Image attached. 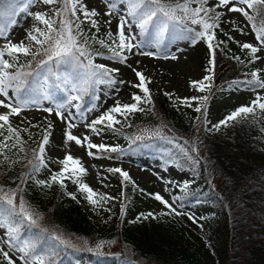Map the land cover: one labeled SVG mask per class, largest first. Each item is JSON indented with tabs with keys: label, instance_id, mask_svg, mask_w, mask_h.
I'll return each mask as SVG.
<instances>
[{
	"label": "trees",
	"instance_id": "16d2710c",
	"mask_svg": "<svg viewBox=\"0 0 264 264\" xmlns=\"http://www.w3.org/2000/svg\"><path fill=\"white\" fill-rule=\"evenodd\" d=\"M14 2L23 5L27 0ZM116 2L119 5L124 0ZM213 2L209 0L210 4ZM81 27L88 36L107 40L106 33L102 29L97 32L89 22ZM220 29H216L214 47L219 41L225 43L216 49L215 76L211 93H207L210 96L207 106L211 98L223 89L248 86L243 81L251 79L250 73L257 66L247 62V50H242L239 44L224 35L227 31L222 22ZM141 37L144 43L153 39L151 33L141 34ZM179 41L186 40L175 39L169 33L160 46H173ZM89 47L93 52L103 53L95 57L96 63L101 57L110 59V52L99 43L89 40ZM234 55L245 62L232 59ZM44 58L39 56L37 60ZM30 59L21 56L19 63L25 64ZM35 64L33 61L31 68H35ZM31 68L25 70L31 71ZM59 71L63 79L65 69L60 68ZM233 81L241 83L233 84ZM115 85H95L81 101L72 103H80L85 117H88V109L103 105L105 92ZM68 94L67 91L58 92L57 99ZM70 94L77 95L76 92ZM151 97L150 104H141L144 111L135 112L124 123L115 125L114 129L105 128L100 133L102 136L109 133L118 136V143L106 145L118 147L119 151H100L98 155L114 159L144 155L157 159L162 165L173 164L179 171H190L200 179V183L187 184L186 189L185 182L178 185L177 197L183 207L176 211L181 214L172 213L166 206L163 215L154 210H144L142 203L150 200L152 196L148 194L151 192L135 180V188L127 181L122 184L120 175L112 173L123 192L124 210H120L118 217L96 224L88 213L85 200L75 193L76 198L73 199L66 184L61 187L59 183H53L46 187L35 183L36 179L48 180L39 177L44 167L33 173L28 165V160L33 159L32 150H38L42 137L34 142L21 133L26 142L23 152L4 149V154L11 158L16 156L19 162L8 170L0 164V187L17 189L18 196L22 195L38 214L39 227L32 226L26 235H41V246L49 254L50 264H264V113L257 109L254 114L238 117L217 130L209 125L207 110L206 114L203 111L196 113L193 108L158 91H151ZM74 111L76 113L77 110L74 108ZM198 116L201 119L198 120ZM97 127L104 128L103 125ZM144 130L159 132L160 136L149 138ZM3 131L7 135L6 129ZM137 135L145 138L133 142ZM177 144L182 145L193 159H188L176 147ZM33 176L35 179L30 178ZM186 206L202 208L201 220L194 219L189 211L183 209ZM149 212L154 217L137 220L142 213ZM42 229L47 231L42 232ZM54 236H60L66 243L55 240ZM101 242L102 246L97 248ZM109 247L110 250H104ZM220 256H223L224 263L218 261Z\"/></svg>",
	"mask_w": 264,
	"mask_h": 264
},
{
	"label": "snow or ice",
	"instance_id": "6c2138e0",
	"mask_svg": "<svg viewBox=\"0 0 264 264\" xmlns=\"http://www.w3.org/2000/svg\"><path fill=\"white\" fill-rule=\"evenodd\" d=\"M35 2L36 0H27L23 5H18L14 0H0V36L10 37L11 29L17 24L16 17L19 13H26L33 21L31 27L26 30L25 39L13 42L8 38L6 43L0 47V97H2L0 98V107L5 109L0 112V137H3L0 140V155L4 154V149L24 151L26 142L21 136V131L28 132L29 129L14 127L10 118L21 115L25 109L33 105L39 106L45 100L50 101L53 106L43 108V111L54 115L66 126L63 132L66 152L63 158L55 161L60 165L59 170L52 172L48 180L36 179L35 183L46 187H51L53 183H59L61 187H64L65 180H71L72 183L78 185V191L86 193L85 199L94 206L101 202H107L109 199H115V197L98 193L83 181L82 177L87 175L88 170L81 158L74 157L70 151H67V142H74L85 148L86 154L94 158H99L98 152L100 151L117 152L119 149L104 143H93L91 135L88 133L82 136L73 134L72 129L77 127V124L74 123L77 114L81 121L87 118L81 104L72 102L81 101L83 95L87 94L95 85H115L118 81L114 74L119 73L120 69L96 63L95 57L102 56L103 53L90 50L89 40L106 48L111 54L110 59L122 63H126L128 60L124 54L126 50L136 55L137 53L133 52V49L140 47L133 43V40L136 39V36L132 34L134 28L139 29V33L142 35L151 33L154 36V46L157 48L169 33L175 39L188 41L192 47L198 43L206 42L209 54L204 69L206 74L200 79L191 80L190 85L197 92L211 93L216 68V49L220 44L225 43L219 41L214 47L216 29H220L222 17H225L227 13H239L247 22L245 27L235 25V21L225 20V22L232 23L234 30L242 35L254 34V42L236 41V43L242 50H247L249 64L259 62L260 65H264V0H214L212 4L209 3V0H124L119 5L116 0H102L106 9L103 13L96 7L89 8L85 0H40L43 5H56V7L50 11H30V5ZM218 9H223V11ZM114 13L117 14L116 33L113 34L109 27V31L106 33L107 40L98 39L95 35L88 36L83 32L81 26L86 21L90 23L91 28L99 32L100 21L94 18L101 14L111 17ZM105 23L110 26L112 21L105 20ZM246 28L250 31H246ZM220 30L223 31V29ZM224 35L228 36L229 40L235 39L227 32H224ZM139 55L156 57L157 52L141 51ZM6 56L10 59L5 58ZM21 56L31 57V59L25 64H21L19 63ZM39 56L45 58L37 60ZM163 58L176 60L179 57L172 54L170 57L165 55ZM231 58L239 63L245 62L240 56L234 55ZM33 61H36L35 68H31ZM26 68H31V71H26ZM60 68L65 69L63 79L59 71ZM132 71L138 78L132 86L140 90L143 95L132 93L131 102L128 103L115 100L111 107L84 123L86 129L100 135L105 128L114 129L115 125L121 123L118 116L123 117L126 121L129 115L144 111V108L141 107L142 103H151V91L148 87L151 78L136 68H132ZM250 75L251 79L243 81V83L251 86L252 89H264V67H257L251 71ZM119 83L125 82L120 80ZM232 83L241 82L233 81ZM66 91L69 94L58 100L57 93ZM71 92H76L77 95H71ZM165 95L172 99L171 93L166 92ZM209 98V95H193L175 99L187 107H194L196 113L203 111L206 114ZM193 101L198 103L194 106ZM70 104L77 110L76 113L69 110ZM93 109H88V111ZM257 109L264 113V95L259 92L250 103L237 107L225 119L213 125V128L218 130L221 125L226 126L229 121L254 114ZM197 119L199 120L201 117L198 116ZM45 120L46 127L43 129L38 150L33 149V159L28 160V165L31 166L33 173L39 172L42 167H48L46 160H51V157H46V146L50 144V137L53 135V121L47 117ZM205 123H207L206 120ZM98 125H103L104 128H98ZM5 129L7 135L3 131ZM144 132L149 138L160 136L159 132L148 133V130H144ZM144 138V135H137L133 142ZM9 141L13 142L9 144ZM176 147L180 148L188 159H193L182 145L177 144ZM94 149L97 151L94 152ZM4 160H9V157L5 155ZM16 162L19 161H13V163ZM193 162L198 163L195 160ZM107 171L113 174L118 173L122 178V184L127 181L133 185V188L136 187L135 181L128 171L119 167H109ZM24 175L28 176L27 173ZM30 178L35 179L34 176ZM184 188H187V182H185ZM68 194L73 199L76 198L74 193ZM148 195L165 205L172 213L181 214L160 193H149ZM95 197H99V199H95ZM172 199L180 198L173 196ZM123 210L124 206L122 205L121 211L123 212ZM163 214L160 213V215ZM141 217L147 219L154 217V214L151 212L142 213L137 217V220ZM189 218L193 219L191 216ZM32 226L39 227L38 214L34 213L22 195L18 196L17 189L5 190L0 187V229L5 230L4 237H6V239L0 238V258H2L0 264H17V260L6 248L21 253L19 259L23 261V264H50L49 254L41 246V235L39 233H34L31 237L26 235ZM41 231L46 232L47 229ZM53 238L66 243L61 240L60 236ZM102 243L98 244L97 248L101 247Z\"/></svg>",
	"mask_w": 264,
	"mask_h": 264
},
{
	"label": "rangeland",
	"instance_id": "374dc122",
	"mask_svg": "<svg viewBox=\"0 0 264 264\" xmlns=\"http://www.w3.org/2000/svg\"><path fill=\"white\" fill-rule=\"evenodd\" d=\"M89 8L96 7L101 13L105 11L102 0H85ZM122 4V3H120ZM54 9V5H43L40 0L30 5V11H50ZM223 11V9H219ZM100 21V29L104 33L110 30L113 34L116 33L117 26V14H113L111 17L104 16L101 14L95 17ZM111 20L112 23L109 26L105 23V20ZM17 24L11 29L10 37L0 36V47H2L8 38L13 42H19L26 37V30L29 29L33 23L32 18L26 13H19L16 17ZM225 20L235 21V25L239 27H245L247 22L244 17L239 13H227L225 17H222L221 22L223 23V28L232 34L236 41L243 42H254V34L242 35L241 33L234 30V25L232 23H226ZM43 27V25H41ZM246 31H250L246 28ZM133 35L136 39L133 43L140 45V47L133 49V52L137 53L133 55L132 53L125 51V55L128 57L126 63H120L116 60H111L108 57H101L97 59L98 64H105L109 67L119 68V73L115 75L118 78V83L115 87L105 92V100L103 105L98 108L93 109L89 112L87 119L81 121L79 116H77L74 123L77 127L72 129L73 134L82 136L85 133L91 135L93 143H118L119 137L114 136L112 133L106 134L104 136L96 135L92 133L89 129L84 127V123H87L91 119L100 115L107 108L111 107L115 100H120L121 103L131 102V94L142 92L133 87V83L137 82L138 78L132 71V68H136L142 71L147 77L151 78V83L148 84L150 91H158L162 94L171 93L172 98L177 101L176 97H191L193 95H207L206 93L197 92L191 87L190 81L200 79L205 75V66L208 60V49L205 42L198 43L195 47L189 45L188 41H179L173 46H159V48L154 46V36L148 43L142 41L139 29L134 28ZM27 42V41H26ZM237 44V43H236ZM141 51H154L157 52L156 57H147L139 55ZM172 54L177 55L179 58L173 60L171 58L164 59L165 55L171 56ZM10 59L9 57H5ZM139 61V63H137ZM257 67H264L256 62ZM255 68V69H256ZM123 80L125 83H119ZM259 92L264 95V89L255 88L252 89L250 86H245L243 88L233 87L232 89H223L211 98L209 105L207 106V117L209 125L218 124L219 121L225 119L232 111L241 105H246L250 103L252 99L255 98L256 93ZM11 95V93H10ZM2 98V97H0ZM178 102V101H177ZM198 102L193 101L195 106ZM53 106L51 102H43L42 105H33L30 108L25 109L21 115L12 116L10 122L14 127L23 129L27 127L28 132L21 133L29 137L34 142L39 141L42 137V132L44 127H46V120L51 119L53 121V135L50 137V144L46 146V157H51V160H46L48 167L43 168L39 177H44L49 179L52 172L58 171L60 165L55 161L57 159L63 158L66 152L65 148V138L63 132L65 130V125L61 123L54 115H49L43 111V108ZM194 109V107H193ZM69 110L75 113L72 106ZM5 111L0 107V112ZM121 123H124V118L119 117ZM35 125V127H32ZM67 151H70L74 157L81 158L85 168H87V175L83 176L82 179L91 188H93L98 193L107 194L110 197H115V199H109L107 202H101L98 205L91 204L87 199H85L86 193L78 191V185L72 183L71 180H65L67 189L77 194L78 197L83 198L85 203H87V210L90 213L91 219L96 224H103V222L112 219L114 216L118 217L120 215L121 206L123 205L122 195L120 190V185L117 179L114 178L112 173L107 171L109 167H120L125 171H128L133 180L136 181L138 185L149 190L151 193H160L169 200V203L173 205L176 209H182L179 199L173 200L172 197H177V193L180 191L178 185L187 182L190 185H199L200 179L194 176L190 171L182 170L179 171L176 166L162 165L157 159L148 158L144 155H138L137 157L127 155V157L122 159H114L108 156L98 155L99 158L90 157L86 154V149L76 145L74 142H67ZM94 152L97 150H93ZM6 154L0 155V164L8 170L13 166V161H17V157H9V160L5 161L4 156ZM7 156V155H6ZM95 166V167H93ZM167 189V191H165ZM99 199V197H95ZM165 205L161 204L159 201L155 200L153 197L148 201L142 203V208L144 210H154L157 214L162 213ZM189 211L194 219L201 220L203 214V209L194 206H186L183 208ZM4 229H0V238H4ZM109 248H104L108 251ZM10 254L17 260V264H23V261L19 259L21 253L15 250H10ZM218 261L224 263L223 256L218 258Z\"/></svg>",
	"mask_w": 264,
	"mask_h": 264
}]
</instances>
